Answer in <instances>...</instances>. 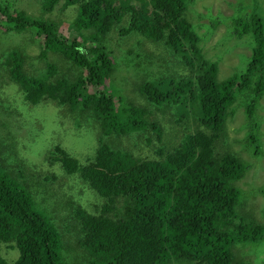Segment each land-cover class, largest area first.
<instances>
[{"label":"trees","instance_id":"trees-1","mask_svg":"<svg viewBox=\"0 0 264 264\" xmlns=\"http://www.w3.org/2000/svg\"><path fill=\"white\" fill-rule=\"evenodd\" d=\"M131 1H37L51 12L58 6L77 7L64 30L54 19L30 16L15 7L20 0L0 1L4 36L35 31L43 37L36 57L45 61L36 73L25 68L26 59L31 58L28 46L36 42L28 35L2 55L5 80L13 81L28 103L38 105L52 99L58 104V126L69 117L73 123L55 128L56 136L49 139L52 145L41 158L49 166H60V172L31 163V155L19 156L23 141L18 130L22 126L14 123L10 138L1 137L0 264H258L236 257L233 249L241 241L246 245L264 241V221L245 212L247 195L252 197L258 191L264 195V183L251 193V188L247 189L246 195L239 181L250 174L252 162L243 151L228 150L219 142L227 136L228 120L239 110L235 109L238 97L242 96L243 102L245 95L246 116L240 127L248 128L247 150L260 154L264 146V0H251L246 16L236 17L234 32L242 39L240 45L227 44L212 53L200 43L202 36L215 29L216 13L209 5L202 12L189 5L193 0H136L140 5L136 11ZM187 8L192 9L197 22L190 21ZM241 11L244 13V6ZM125 14L114 46L121 49L125 44L121 37L131 34H141L154 43L162 40L167 50L172 46L179 51L185 64L196 72L192 80L173 74L159 77L156 70L146 84L135 82V90L139 86L155 110L171 111L185 106L182 102L191 96L195 98L188 106L200 122L171 149L157 147L160 160L133 151L138 139L147 136L148 127L154 128L156 140L170 145L150 109L122 90L131 80L118 84L113 80L117 59L112 56L108 35ZM204 18L212 23L201 21ZM202 26L208 27L205 32ZM184 37L189 40L186 48L179 40ZM237 45L250 47L251 53L237 52ZM231 48L244 60V71L219 80L221 63L215 59ZM50 52L61 53L67 63L49 61ZM150 62L156 64L155 53ZM149 65L153 64L144 71L151 74ZM4 84L0 78V89ZM173 113L181 112L176 109ZM31 125L34 128L25 136H35L37 141L41 128ZM85 127L97 145L83 161L63 145ZM129 139L132 143H126ZM64 178L71 182L76 178L90 201L81 199V193L71 187L69 196L64 194L47 206L41 192ZM33 186L42 187L34 190ZM8 241L15 242L19 250L12 263L3 254ZM262 258L259 264H264Z\"/></svg>","mask_w":264,"mask_h":264},{"label":"rangeland","instance_id":"rangeland-1","mask_svg":"<svg viewBox=\"0 0 264 264\" xmlns=\"http://www.w3.org/2000/svg\"><path fill=\"white\" fill-rule=\"evenodd\" d=\"M2 1V0H0ZM39 1V0H37ZM36 0H20L19 6H15L20 9H25L30 16H42L44 18L54 19L57 22L61 23V30L66 29L69 21L73 19L75 16L76 6L68 5L66 9L61 8L58 6L53 12L48 11L46 8L42 9L41 3L39 4ZM251 0H193L190 1L189 5L193 6L197 10L202 12L206 11L205 6L209 5L210 10L215 14V29L207 34L206 37L202 36L201 45L203 50H207L210 53L213 51H219L220 48L223 46H234L236 42L242 41L238 39L237 35L234 32L235 26V19L236 17L246 16L249 9L247 5L252 4L250 3ZM131 5H134L136 11L140 9V5L136 0H132ZM245 7L244 13H241V8ZM264 8V4H263ZM191 8H187V16L190 21L197 22L198 20L195 17V14ZM124 15V14H123ZM125 19H121L115 22L111 28V33L109 31L110 36V44H111V51L113 58L116 57L117 66L116 71L113 73V80L118 84L119 82L123 81L124 79H130L125 88H122L126 93H129L130 97L136 99V101L140 104H144L145 107L150 109L149 114L154 116L155 121L162 127L164 133L162 137H165L166 141L170 146L164 145L160 141L156 140L157 133L155 132L153 127H148V130H145L147 136L141 137L138 139V146L132 148L136 155L151 158L155 160H160L162 157L159 155L157 151V147L165 146L166 149H171L172 147L176 146L178 142L181 140L183 135L189 131L194 130L198 123L200 122L199 119H196L195 115L192 112V108L189 105L190 101L193 104L195 101L194 96H191L186 102H182L185 106L178 105L176 107L170 108V110H155L151 106V102L147 101V99L140 93L139 86L135 90L134 86L137 83L147 82L151 79L152 73L157 70L159 74L157 76L163 77L165 75H176L178 77H192L191 79L194 80L195 78V69L191 65L185 64V59L181 56L180 52L177 51L172 46L167 50L163 44L154 43L155 41L152 39H148L147 37L141 34H131L128 36H122L123 42L125 43L121 49L117 46H114V37L117 34H120L119 31L123 29V23L126 21V14ZM201 21L210 22L207 18L202 19ZM207 26H202L201 31L205 32L207 30ZM33 30V29H32ZM199 30V28H198ZM32 32V33H31ZM26 31V32H11L7 38L4 36L3 31L0 29V78L4 81V85L2 86V90L0 89V139L1 137L10 138V134L16 128V123L20 130H18V136L23 141L21 143V153L19 156L31 155L29 160L31 163L35 162L39 167L44 169H50L53 172H60L61 168L58 165L49 166L47 161L44 160L41 162V158L44 157V151L51 147L52 143H50V138L52 134L56 136L58 130L56 129H64L70 125H72V119H65L63 122L67 121L64 125L58 126L56 122V111L58 112L59 106L56 104L52 99H49L44 102H40L38 105L28 103L22 91L19 87L14 84L13 81L5 80V67L4 59L2 60V55L7 51V48L10 46H15L18 42L27 40L26 36L31 35V39L36 42H31L28 46L30 48V52L28 54L31 58H27L24 66L27 68L28 71H34L35 73L38 72L42 66H45V61L37 58L36 56L39 54L40 43L43 37H40L35 31ZM140 39L137 41V44L133 45L136 42V39ZM113 39V40H111ZM116 40V39H115ZM121 40V39H120ZM184 43V48H186L189 44V40L186 37L179 39ZM239 40V41H238ZM118 41V40H117ZM9 43V46L8 43ZM248 42V41H246ZM27 45V42H23ZM13 44V45H12ZM234 50H238L237 52H249L251 50L247 46L245 48L239 47ZM132 47V50H131ZM154 51V52H153ZM123 52V53H122ZM152 55L155 53V60H157L156 64L150 62L149 54ZM232 48L228 51L222 53V58H216L221 65L219 66L220 72L218 74V79L222 80L229 75H232L234 72H241L244 71L242 69L243 59L232 53ZM122 54V55H121ZM61 53H49L48 60L52 61L55 60L57 64L62 65V63H67L65 60L62 59ZM183 60L184 62H182ZM149 65V72L144 71V69ZM3 64V65H2ZM154 64L156 65L154 67ZM155 69V70H154ZM174 77V76H172ZM145 82V84H146ZM139 83V84H140ZM91 91V86L89 87ZM129 90V91H128ZM137 94L136 96H134ZM245 95H243V100L245 101ZM264 100V98L262 99ZM244 101L242 102V96H239L236 101V114L232 118H230L227 122V136L225 137L222 142L220 141L219 146L225 147L226 149H238L243 151L242 153L252 162V167L250 169V174L244 176L242 181L240 180V186L245 189L247 195V189L249 193L253 192L256 186L264 183V146L262 147V151L260 154H256L253 150L249 152L247 150L248 145L246 144V134L245 132L248 131V128L241 129L240 125L243 120H245L244 114ZM9 107V108H8ZM176 109H180V112L177 116L174 115V111ZM25 112H28L27 115ZM37 120L39 123H37ZM74 122V121H73ZM31 123L40 129L38 133L37 141L34 140V137H26L27 130L34 128ZM58 126V127H57ZM34 133V130H33ZM250 133V132H249ZM26 135V136H25ZM148 137L152 138V141H149ZM155 139V140H154ZM264 139V137H263ZM62 140V139H61ZM27 141L31 143V149L28 143H24ZM71 141L72 143H67ZM65 145H63L70 153L78 155L81 160H86L87 156L93 154V151L97 145L95 137L92 135L91 131L85 127V129H79L73 136H71ZM126 143H132V139L126 141ZM224 144V146H223ZM75 149V150H74ZM31 150V151H30ZM20 152V151H19ZM8 163V162H7ZM13 164L14 162H10ZM42 186H33L32 189H38ZM71 187H74L76 193H81L80 198L87 201H90V198L87 197L86 193L81 192L82 185L80 182L74 178L69 181V178H64L62 181H57L56 184L53 186L45 187V190L41 192L42 197L44 198L45 204L47 206L50 205L51 200L52 203L54 199L63 198L64 194L69 196V190ZM50 189V193L46 194V189ZM247 199L245 201V207L247 208L245 212L250 211L252 215H254L257 219H261L264 221V195L261 191L255 193L254 196L250 197L247 195ZM93 208V205H91ZM237 243L236 249H233V252L236 254L235 256L242 259H248L255 263H263V256H264V241L260 242L257 245H253L251 243ZM258 246V248H257ZM3 249V254L7 257L10 263L14 262L15 259L19 256V250L16 247V243L13 241L5 242ZM251 250H250V249ZM257 248V250H256Z\"/></svg>","mask_w":264,"mask_h":264},{"label":"clouds","instance_id":"clouds-1","mask_svg":"<svg viewBox=\"0 0 264 264\" xmlns=\"http://www.w3.org/2000/svg\"><path fill=\"white\" fill-rule=\"evenodd\" d=\"M3 1V0H2ZM5 245V244H4Z\"/></svg>","mask_w":264,"mask_h":264},{"label":"bare ground","instance_id":"bare-ground-1","mask_svg":"<svg viewBox=\"0 0 264 264\" xmlns=\"http://www.w3.org/2000/svg\"><path fill=\"white\" fill-rule=\"evenodd\" d=\"M242 163V162H241Z\"/></svg>","mask_w":264,"mask_h":264}]
</instances>
